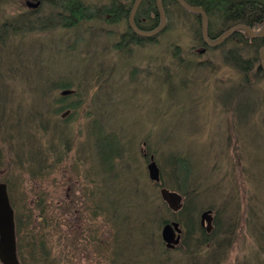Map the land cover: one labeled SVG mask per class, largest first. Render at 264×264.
Here are the masks:
<instances>
[{"label":"rangeland","instance_id":"374dc122","mask_svg":"<svg viewBox=\"0 0 264 264\" xmlns=\"http://www.w3.org/2000/svg\"><path fill=\"white\" fill-rule=\"evenodd\" d=\"M79 1L87 6L86 17L90 18L83 21L87 25L70 29L57 26L13 40L14 43L19 40V44L35 56L43 50V67L30 69L28 75L25 72L26 81L15 79L16 99H28L32 88L38 94L44 92L43 84H39L44 76H49L52 82H75L74 77L81 72H95L99 64L105 70L112 67V77L105 90L90 91L76 111L60 113L59 118L68 115L70 123L66 127L57 126L59 134L66 131L64 135H72L76 141L74 146L78 143L89 151L92 168L98 175L102 169L96 160L100 146L103 149L119 147V159H115L117 172L113 170L116 177L107 181L103 195L106 208L114 209L118 219L124 218L125 202L137 197L131 189L136 182L147 192L148 200L153 201L148 205L149 212L164 209L160 186L148 179L149 156L153 155L159 170L162 168L164 181L169 179L170 165L175 158L184 159L190 176H177L178 183L200 191L189 204L187 213L192 210L191 216L198 217L202 208L211 205L224 212L222 223L232 225L234 233L223 257H220V250L217 253V249L210 248L193 252L195 263L184 255V248H179L181 242L169 255V264H264V77L259 74L252 77L254 72L250 71L248 76L225 60L232 47L228 41L200 53L203 48L197 43L198 21L179 6H170L169 0L165 2L166 7L173 12L167 19V30L157 36V42L127 46L123 52L111 46L119 42L120 34L126 30V21L107 26L109 33L106 34L110 36L102 35L99 29L81 33L87 26L94 29L102 26L101 20L96 19L97 10L115 0ZM24 2L3 0L0 22L25 10ZM219 22L214 19L210 25L214 37L226 26ZM32 43L33 49L29 46ZM175 46L177 54L173 52ZM38 72L41 74L37 75ZM51 91L55 92L52 100L60 97V90L45 91L44 95ZM75 99L71 94L64 101L70 103ZM41 103L45 101L37 102L42 106ZM28 107L26 104V109ZM4 165L0 169V180L9 173ZM67 165L70 168V160ZM56 181L58 186L49 190L52 206L57 204L59 196L68 202L73 192L81 189L74 176L71 181L69 178V184L65 178ZM46 184L44 182L43 186ZM25 185L29 189L32 182ZM165 188L171 190L172 186L165 185ZM215 209H211L214 227L220 224L215 219ZM60 213L61 209L57 214ZM66 216L74 224L81 218L79 214L67 213ZM85 217L87 213L83 212L81 220L88 228ZM97 223L105 226L100 218ZM147 228L152 226L147 224L145 229H135L125 240L122 235L119 248H115L117 256L128 259L135 253L138 264H163L164 255L160 253L158 241L156 237L148 240ZM161 228L157 232L152 228V233L160 237ZM102 242L103 238L100 244ZM84 255H76L73 264H107L96 257L88 261Z\"/></svg>","mask_w":264,"mask_h":264},{"label":"trees","instance_id":"16d2710c","mask_svg":"<svg viewBox=\"0 0 264 264\" xmlns=\"http://www.w3.org/2000/svg\"><path fill=\"white\" fill-rule=\"evenodd\" d=\"M134 1H112L105 7L102 14L101 8L97 10L96 19L109 25L127 22L128 12ZM169 1L170 6L172 4L179 6L176 1ZM184 1L190 6L201 7L210 20L213 18L212 20L217 21L218 18L221 24L226 25L223 30L243 24L257 32L264 26V0ZM165 2L166 0H163L168 19L173 10L169 9L168 11ZM85 10H87V6L81 4L79 0H44L38 11L39 19L33 16L35 14L33 11H21L0 22V169L5 164L4 166L9 170L7 177L0 181L7 184L10 204L14 211L16 251L19 263L66 264L69 262V264H73L74 259H77L76 255L84 253V256L87 255L89 258L88 261L95 260L94 257H96L107 264H138L137 254H132L131 259L120 258L117 256L115 248H119L122 235L125 236V240L133 234L135 229L139 227L145 229L147 224L151 225L156 232L159 227L166 224L176 225L179 233L181 232L183 236L182 247L179 248H184V255L192 258L195 263L197 260L193 252L200 253L210 248L217 249V253L220 250V257H223L230 246L234 229L229 223H222L224 212L211 205L207 208L215 209V219L220 224L216 223L210 234L201 227L197 217L191 216L192 210H188L187 213V209H190L189 204L198 197L200 191L194 189L195 187L187 188L178 183L177 176H190V168L184 163L186 162L184 159L175 158L174 163L170 165L169 179H165V181L162 168L160 169V178L163 182L159 186H172L171 190L179 192L183 197V205L178 211L174 212L164 203V209L149 212L148 205L153 201L148 200L147 192H143L139 184L136 185V182H133L131 189L137 197L132 198V201L129 199L125 202L126 214L124 218L118 219V213L114 209H107L102 200L107 181L112 176L116 177L113 170L117 172L115 159H119V147L117 149L110 146L108 149H103L99 145V141L96 143V147L100 146L101 149L100 153L96 155L98 166L102 168L98 175L92 168L89 151L84 150L80 146L81 144L77 143L74 146L75 139L72 135H64L66 131L62 134L57 132V126L66 127L70 123V117L67 115L59 118L60 113L65 111L69 114L70 110L76 111L90 91L98 89L104 91L112 77V72H110L113 71L112 67L105 70L101 68L103 65L99 64L95 72H81V75L74 77L75 82L68 80L52 82L53 80L51 81L49 76L39 79V84H43L46 92L49 90L72 92L71 94L76 99L70 103H66L64 100L71 94L60 95L52 100L55 92L51 91L46 96L44 95L45 91L38 94L35 88L29 90L28 99H16L15 79H25L26 81L28 78H26L25 72L28 75L30 69L43 67L41 58L43 50L35 56L32 51L23 48V44L20 45L19 40L17 43H14L13 40L31 33L53 30L57 26L62 29L78 28L79 25L85 24L83 21H88L90 18V16L86 17ZM110 11L115 15L113 19H106L105 17ZM42 13H44V17ZM66 15L70 16V23L67 26L63 25L66 22ZM143 16L146 17L143 31H150L158 26L160 18L156 0H142L140 10L135 17V21L141 26ZM139 20L141 21L139 22ZM96 29L100 28L95 27L94 29V27L87 26L81 33H90ZM139 29L142 30L140 27ZM198 31H200V27ZM123 33L120 34L119 44L111 46L114 49L118 47L117 51L120 52H123L127 46H143L146 44V40L151 43L157 42V36L147 39L139 38L132 33L130 28H126ZM106 35L110 36V34ZM227 41H230L232 47L226 53L225 60L232 62L234 66L238 67L237 69L242 70L248 76L249 71L254 72L252 77L258 74L263 76L258 65V51L260 47L264 46V38L251 39L243 31H238ZM120 44L121 46H119ZM33 45V43L29 44L32 49ZM176 48L178 47L174 48V54L178 53ZM39 74L41 72L37 73V75ZM33 85L37 88V85L34 83ZM40 100L45 101V103H41L42 106L37 104ZM26 104H29L27 109ZM86 135H89L88 130H86ZM69 160L70 168L67 165ZM72 176L77 177V186L81 184V189L77 193L74 191L73 198L68 202L59 196L57 204L52 206L53 199L50 198L49 190L58 186L57 179L65 178L66 184H69V178L71 181ZM30 181L32 187L25 188V186L28 187L25 184ZM44 182L48 184L45 185L46 187L43 186ZM144 205L147 206V209H144ZM207 208L204 207L201 210L204 211ZM59 209H61V213L57 214ZM83 212L87 213L85 218H88V228H85L82 223ZM67 213L73 216L79 214L81 218L76 220V224L70 223V219L66 216ZM99 218L105 226L97 223ZM152 228L146 229L148 240L156 237L161 249L160 253L165 257L162 256V262L169 264L171 261L169 255L174 250L168 249L162 243L161 237L156 235V232L152 233ZM102 238L103 242L100 244ZM132 242L137 244L134 239Z\"/></svg>","mask_w":264,"mask_h":264},{"label":"water","instance_id":"95a60500","mask_svg":"<svg viewBox=\"0 0 264 264\" xmlns=\"http://www.w3.org/2000/svg\"><path fill=\"white\" fill-rule=\"evenodd\" d=\"M1 1V0H0ZM142 0H135V3L129 13L128 17V24L130 28L137 34L143 37H151L157 34L165 27L166 18L165 12L162 5V0H156L158 14L161 19V24L153 31L143 32L137 29L134 26V17L137 11V8ZM178 4H180L184 9L197 13L202 17V33L204 36L205 42L210 47H216L220 42L224 41L227 36L231 32H234L238 29H244L250 37H262L264 36V28L262 29L261 33H254L249 28L237 25L231 31L223 34L220 36L215 42L209 41L207 37V24L208 20L206 15L200 10L199 7H191L188 5L184 0H175ZM39 3L27 4L30 8H36ZM260 67L264 74V48L260 52ZM63 95L68 94V91H63ZM151 161L147 165L149 178L156 182L160 183V176H159V169L156 163L153 160V157L150 158ZM160 196L164 202L168 204V206L173 211H178L181 207L182 196L179 195L177 192L170 191L166 188L160 189ZM212 212L210 210L204 211L201 213V223H207L206 230H211V222H212ZM175 233H179L178 227L176 225L166 224L161 229V238L162 241L166 244L168 248H174V245H177L179 242V236L175 238ZM0 264H19L17 258V251H16V234H15V221H14V212L11 207L9 196H8V189L6 183L0 182Z\"/></svg>","mask_w":264,"mask_h":264},{"label":"flooded vegetation","instance_id":"af4514ba","mask_svg":"<svg viewBox=\"0 0 264 264\" xmlns=\"http://www.w3.org/2000/svg\"><path fill=\"white\" fill-rule=\"evenodd\" d=\"M43 1L44 0H25V2H24V5H25V7L27 6V4H33V3H39V7L36 9H28V7H26V9H25V11H33L35 14L33 15L36 19H39V17H40V13L38 12L39 11V9H41V7H42V5H43ZM142 2V1H141ZM134 3H135V1H134ZM134 3H133V5H134ZM133 5H132V7H133ZM132 7H131V9H132ZM201 8V7H200ZM105 9V7H101V9H100V12H101V14H102V12H103V10ZM131 9L129 10V12H128V17H129V13H130V11H131ZM140 10V5L138 6V8H137V11H136V13H135V17H136V15H137V13H138V11ZM128 11V10H127ZM43 14V17H44V13H42ZM114 15L115 14H112V12L110 11L107 15H106V19H113V17H114ZM193 16H194V18L198 21V23L200 24V19H201V17L199 16V15H197V14H192ZM101 17H102V15H101ZM208 17V16H207ZM65 19H66V22L63 24V25H65V26H67L69 23H70V16L69 15H66L65 16ZM142 20V21H141ZM141 20H139V22L141 21L143 24H142V26L140 25V24H137V22L136 21H134V24H135V26L137 27V29H139V27L140 28H142V30H143V28H145V22H146V17H144L143 16V18L141 19ZM217 21H219L218 20V18H217ZM209 22H211V20L208 18V32H207V37L209 38V40L210 41H212V40H214V35H211V24L212 23H209ZM113 24V23H112ZM114 24H116V23H114ZM150 24V23H149ZM100 25H102V26H100L99 28V30H100V33H102V35H106V27L107 26H110L109 24H107V23H104V22H100ZM111 26H113V25H111ZM139 26V27H138ZM209 27H210V29H209ZM126 28L128 29V28H130V26L128 25V18H127V22H126ZM102 29H104L103 31H102ZM131 29V28H130ZM132 30V29H131ZM139 30H141V29H139ZM244 32V31H243ZM132 33H134L135 34V32L132 30ZM245 33V32H244ZM122 34H124V33H122ZM136 35V34H135ZM138 37L139 38H144V37H142V36H140V35H138ZM216 37H217V35H216ZM264 38V37H263ZM144 39H147V38H144ZM129 42V41H128ZM146 43H148V40H146ZM197 43L198 44H200L201 46H202V48L203 49H200V53H204V52H206V49H208V45L206 44V42H205V40L203 39V37L201 36V33L199 34V36H198V38H197ZM118 45V44H117ZM262 48H264V46H262V47H260V49H259V51H258V57H259V53H260V50L262 49ZM202 55V54H201Z\"/></svg>","mask_w":264,"mask_h":264},{"label":"bare ground","instance_id":"6f19581e","mask_svg":"<svg viewBox=\"0 0 264 264\" xmlns=\"http://www.w3.org/2000/svg\"><path fill=\"white\" fill-rule=\"evenodd\" d=\"M193 7H194V6H193ZM199 8H200V7H199ZM200 10L203 12L204 15H206V17L208 16V15L206 14V12H205L202 8H200ZM165 18H166V14H165ZM208 18H209V17H207V19H208ZM166 19H167V18H166ZM200 20H201V19H200ZM217 22H218V21H217ZM209 23H211V22H209ZM219 24H220V22H219ZM238 25H241V26L247 27V28H249L251 31H253L250 27H248V26H246V25H243V24H238ZM134 26H135V24H134ZM235 26H237V25H234L233 27H230L229 29H225V30L222 29L221 32H220V34H218L217 37H214V40H212L211 42H215L220 36H222L223 34H225V33L229 32V31H231ZM135 27H136V26H135ZM200 27L202 28V25H201ZM136 28H137V27H136ZM263 28H264V26H262V28H261L259 31H257V32L253 31V32L256 33V34H257V33H261ZM209 29H210V27H209ZM238 31H244V32H245V35H246L247 37L251 38V39H258V38H263V37H264V36H262V37H256V38H254V37H250L244 29H238V30H236V31H234V32H231V33L229 34V36H227V37L225 38V40L222 41V42H220L217 46H220V45L224 44L230 36H232L235 32H238ZM206 35H207V34H206ZM201 36L204 38L203 33H202ZM228 42H230V41H228ZM262 49H263V48H262ZM262 49H261V50H262ZM261 50H260V52H261ZM258 65H259V68L261 69V67H260V53H259V62H258ZM261 70H262V69H261Z\"/></svg>","mask_w":264,"mask_h":264}]
</instances>
